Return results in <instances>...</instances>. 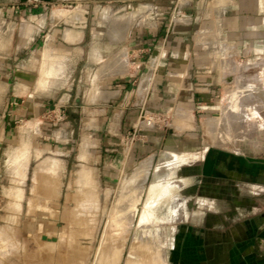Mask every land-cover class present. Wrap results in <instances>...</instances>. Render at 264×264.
Returning a JSON list of instances; mask_svg holds the SVG:
<instances>
[{
	"label": "rangeland",
	"instance_id": "374dc122",
	"mask_svg": "<svg viewBox=\"0 0 264 264\" xmlns=\"http://www.w3.org/2000/svg\"><path fill=\"white\" fill-rule=\"evenodd\" d=\"M38 2L20 0L9 8L11 13H16L13 9L38 10ZM78 3L58 0L47 6L35 36L34 28L21 26L17 16L0 19V264H159L161 258L162 264H225L232 236L225 197L215 202L210 181L214 170L208 163L197 162L210 145L230 152L223 145L237 148L242 138L245 144L254 139L255 135H244L241 129L255 119L257 110L264 111L257 95L264 85L251 77L250 82L234 86L239 92L228 103L223 96L212 102V108L198 109L194 118L190 112L193 123L187 127L196 125L201 149H179V138L169 135L171 116L142 117L138 127L153 130L154 137L164 133L163 142L121 176L105 181L97 165L85 163L87 154H92L88 149L92 135L82 132L89 123L81 112L87 98L83 92L89 87L79 84L80 66L76 69L77 61L64 54H48L47 49L62 44L71 20L61 14L79 15ZM99 6L109 8L105 3ZM121 10L119 16L126 14L125 6L116 7ZM28 28L31 32L25 33ZM45 54L61 58L64 72L46 90H38ZM239 93L250 100H241ZM149 119L155 123L150 130ZM139 137L151 142L140 131L132 132L128 143ZM25 145L27 157L19 164L11 163L16 150ZM162 187L174 191L172 198L163 199L166 189ZM221 193L225 194L224 184ZM176 195L180 205L190 203L189 214L198 197L210 201L218 212L196 221L178 218L173 204Z\"/></svg>",
	"mask_w": 264,
	"mask_h": 264
},
{
	"label": "crops",
	"instance_id": "0c3cea01",
	"mask_svg": "<svg viewBox=\"0 0 264 264\" xmlns=\"http://www.w3.org/2000/svg\"><path fill=\"white\" fill-rule=\"evenodd\" d=\"M19 1L0 0V19L17 16L21 26L34 28L35 36L47 6L58 0H38V10L13 9L17 15L11 13L9 7ZM60 1L81 2V12L66 17L71 23L63 32L62 44L55 50L47 48L48 54H64L77 61L76 69L80 66L83 75L79 84L89 87L83 92L87 98L81 107L89 123L82 132L92 135L88 140L92 154H87L85 163L97 165L105 181L121 176L163 142L164 133L154 137L153 130L140 128L151 142L139 137L128 143L142 117L171 116L169 135L179 138V149H201L196 125L187 127L193 123L190 112L194 118L198 109L212 108V102L223 100V96L228 103L230 96L239 92L234 86L250 82L251 77L264 85V0ZM104 3L109 8L99 6ZM122 5L126 14L119 16L123 11L116 7ZM239 95L241 100L249 99ZM257 95L264 103V89ZM250 96L253 100V94ZM241 133L255 137L246 144L245 138L239 140L240 152L229 143L223 147L231 148L230 152L210 145L197 163H208L214 170L210 181L215 202L225 197L232 236L224 263L264 264V152L255 151L264 149V111L257 110L255 119L248 121ZM223 184L225 194L221 193ZM199 200L211 210L201 215L203 218L191 217L195 221L218 212L210 201L201 197L195 201Z\"/></svg>",
	"mask_w": 264,
	"mask_h": 264
},
{
	"label": "clouds",
	"instance_id": "9594fccd",
	"mask_svg": "<svg viewBox=\"0 0 264 264\" xmlns=\"http://www.w3.org/2000/svg\"><path fill=\"white\" fill-rule=\"evenodd\" d=\"M64 72V65L62 59L55 56H48L45 54V64L42 68V77L38 82V90H46L50 82L62 77ZM27 146L23 149H17L13 154L11 163L19 164L20 161L27 157Z\"/></svg>",
	"mask_w": 264,
	"mask_h": 264
},
{
	"label": "bare ground",
	"instance_id": "6f19581e",
	"mask_svg": "<svg viewBox=\"0 0 264 264\" xmlns=\"http://www.w3.org/2000/svg\"><path fill=\"white\" fill-rule=\"evenodd\" d=\"M69 14H67L66 12L63 14V16H64V18H66L67 16H68ZM24 29V28H23ZM28 30H31V28H28ZM22 31V30H21ZM25 33H26V31H25ZM20 36V35H19ZM24 37V36H23ZM47 52V51H46ZM44 54V53H43ZM44 63V62H43ZM40 66H42V65H40ZM38 68V67H37ZM43 68V67H42ZM40 69H41V67H40ZM40 77H38V78H40L41 79V77H42V72H40V75H39ZM39 79V80H40ZM22 88V89H21ZM25 89L23 88V87H19V91H24ZM26 91V90H25ZM150 126H152V123H147V127H150ZM149 164H145L144 165V167H146V166H148ZM140 169H141V167H140ZM170 171V170H169ZM136 173H138V172H136ZM161 173V172H160ZM134 174V173H133ZM144 174H147V173H144ZM143 174V175H144ZM139 175V174H138ZM133 176V175H132ZM141 176H142V174H141ZM145 176V175H144ZM142 177V178H144L145 179V177L147 176H145V177ZM166 177V176H165ZM168 178V177H167ZM166 179V178H165ZM133 180V179H132ZM172 186H170V188H171ZM162 189H164L163 187H162ZM166 189V188H165ZM165 189H164V191H165ZM174 189V188H173ZM163 191V192H164ZM169 188L168 189H166V193L163 195V199L164 200H169V198H172L171 197V195H170V193L172 192H174L173 190H170L169 192ZM181 194V193H180ZM169 195V196H168ZM178 195V194H177ZM177 195H176V197L174 196L173 197V200L175 201V203L173 202V204H175L174 206H176L177 208H178V211L176 212V216H178V218H186L187 219V217H189V219L192 217V218H194V216H201V215H203L205 212H208V211H210L211 210V207L209 206V204H207V203H205L204 201H202V200H199V201H193L192 203H191V206H193L194 208V210H192V213L191 214H189L187 211H186V207H188L187 208V210L189 209V207H190V203L188 204H183V205H180L179 204V201L177 200L178 198H177ZM182 196V195H181ZM127 197H128V195H127ZM180 198V197H179ZM188 200V199H187ZM190 200V199H189ZM131 202L133 203V201L131 200ZM168 202V201H167ZM189 202V201H188ZM169 203H170V201H169ZM169 203H166V204H169ZM180 203H182V202H180ZM134 204V203H133ZM133 204H132V206H133ZM171 204V203H170ZM196 209H197V211H196ZM189 211V210H188ZM175 212V211H174ZM139 250V249H138ZM119 251V250H118ZM163 251H161V254L162 255H164L163 253H162ZM158 253H160V252H158ZM146 254V253H145ZM144 254V255H145ZM72 255V254H71ZM70 255V256H71ZM162 255H161V257H162ZM158 256H160V255H158ZM159 258V257H158ZM146 259H147V257H146ZM146 259H145V261H146ZM157 260H160V259H157ZM156 260V261H157ZM162 260L164 261V259L163 258H161V260H160V262H159V264L162 262ZM149 262V261H148ZM118 263V262H117ZM162 263H165V261L164 262H162ZM161 263V264H162Z\"/></svg>",
	"mask_w": 264,
	"mask_h": 264
},
{
	"label": "built area",
	"instance_id": "2783aa9c",
	"mask_svg": "<svg viewBox=\"0 0 264 264\" xmlns=\"http://www.w3.org/2000/svg\"><path fill=\"white\" fill-rule=\"evenodd\" d=\"M156 118H158V117H156ZM150 122L152 123V126L149 127V129L154 128V126H155L154 119H149V123H150ZM139 131H140V128H139V127H138V128H135V129L133 130L134 134H138Z\"/></svg>",
	"mask_w": 264,
	"mask_h": 264
}]
</instances>
